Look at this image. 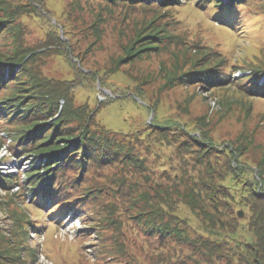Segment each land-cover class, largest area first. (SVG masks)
<instances>
[{"label":"rangeland","instance_id":"obj_1","mask_svg":"<svg viewBox=\"0 0 264 264\" xmlns=\"http://www.w3.org/2000/svg\"><path fill=\"white\" fill-rule=\"evenodd\" d=\"M156 2L0 0V54L24 60L16 66L22 86L1 82L2 72L0 98L25 88L34 100L43 86L67 93L64 133L86 127L94 143L123 147L50 185L53 172L43 171L36 190L46 196L57 181L62 189L42 207L26 176L46 163L0 115V264H264V231L250 211L264 201V0L244 1L234 28L214 17L211 0ZM214 68L229 80L189 81ZM77 197L57 214L58 202ZM160 211L185 237L150 235L145 224Z\"/></svg>","mask_w":264,"mask_h":264},{"label":"trees","instance_id":"obj_2","mask_svg":"<svg viewBox=\"0 0 264 264\" xmlns=\"http://www.w3.org/2000/svg\"><path fill=\"white\" fill-rule=\"evenodd\" d=\"M110 4L117 5L120 2L123 3V1H127L130 4H147V0H103ZM202 2V5H205L208 0H199ZM244 1L248 0H228L227 3H224L223 0H211L210 5L213 6L212 11L215 12L214 17L217 18V20L222 21L221 23L224 26H228L230 28H234L237 26V24L242 25V17L239 16V11L241 10V6L245 5ZM175 3H178V0H157V2L153 5L154 7L160 6V5H168L172 6ZM13 15V14H12ZM12 17L11 14H8L7 16ZM10 19V18H9ZM4 21L0 19V22ZM5 28L0 29V34L4 32ZM152 46H146V49H151ZM4 59V60H3ZM8 61L9 67L7 69H1L0 71V77H2V72L4 74V78H10L11 82L8 84L10 87L14 85L13 87H20L22 86V83L20 82V77L22 74L20 72L16 71V66L23 63V59H17V55H11L2 57L0 54V62L5 63ZM25 67V65L23 66ZM213 67H216L213 66ZM211 67V68H213ZM7 72L6 76L5 73ZM218 74V75H217ZM23 75H25L23 71ZM28 75V74H27ZM209 75H214L215 78H212L211 82H218L222 83L225 80H229L228 74L222 73L220 70H217V68L214 69H208V70H201L199 73L192 72L189 73V77H192L189 79V81L197 80L201 83H206L207 79L209 78ZM217 75V78H216ZM29 76V75H28ZM219 76V77H218ZM46 86L41 87L42 90H39L41 92L38 93L39 96L33 95L34 100H31L29 97L30 95H24L23 91L25 88L21 89H13L11 93L8 96L1 97L0 98V115H2L5 119L13 121V125L15 126V129H17V140L21 143L25 141V143L30 144L31 146V152L34 154H38L41 156V162L46 163L45 166H43L42 171H38L40 169L34 168L33 172L28 174L26 176V179L29 178L27 183V190L29 194H32L35 192V198L32 200L33 203L41 205L42 207H47L49 204L53 203L54 201H57L59 199V192L62 189V183L60 181L55 182L56 189L50 188V192L46 196H43L40 193V189L36 190V185L42 178H44V175L42 174L43 171H49V173L52 171L53 176L50 179V174L47 176V179L45 180V184H49L51 180L54 179V176H56L58 173H64L66 169H72V170H78L81 169L84 171L86 165L93 164L94 162L104 161L109 156L113 155L114 159H116V156H119L121 154V150L123 147H120L117 151V148L113 149L111 148L112 145H110L109 142L106 141H99L95 142V139L97 138V135L95 133L90 132L88 128L84 127V129L81 132H73L70 133H64V131H70L71 128H61L62 123H66L70 116L69 112V105L70 101L72 102L71 98L67 93L63 92H53V91H46ZM3 88V87H2ZM250 92L257 93L254 86H251ZM26 90H30L29 88ZM46 91V92H45ZM56 91V90H54ZM256 95V94H255ZM63 101L62 107L60 106V102ZM5 105V106H3ZM57 110V114L60 113L59 117L55 118L56 113L54 111ZM45 117V118H41ZM23 120L27 122H21L19 123L18 120L14 121V119ZM31 118H34L30 120ZM39 118V119H35ZM4 119V120H5ZM174 128L179 129L180 131L184 132L180 129L177 125H171ZM160 128H166L165 126H159ZM33 128H37L34 131H31ZM50 131V132H49ZM78 133V134H76ZM15 135V134H14ZM3 142V141H2ZM26 149V148H25ZM123 151V150H122ZM78 156V157H77ZM121 156V155H120ZM66 159V161H64ZM62 160L64 161L62 164ZM60 163V164H59ZM55 174V175H54ZM80 179H77V177L72 181L73 186L77 187L78 182ZM17 183V179H8L3 182V185L5 187H12L14 184ZM46 188V186H45ZM92 190H86L85 196L90 194ZM14 196V195H13ZM259 198L257 195L256 200ZM71 198H67L65 203L58 202L57 205V214L63 215L67 209L69 210V207L73 206L76 201L82 200L83 198L77 197L73 200H68ZM37 201V202H35ZM72 202V203H71ZM258 202L255 203L252 207H250V211L254 214L253 222H254V229L258 232L264 231V201L262 199H258ZM71 203V204H70ZM58 208H60L58 210ZM55 211H51L50 213H54ZM161 212V211H160ZM158 212L157 215H160L161 217L159 221H147L148 223L145 224V226L148 228L147 230L150 231V235H158L155 233H160L163 236H160L161 239H165L168 237H171V234H177L179 236L185 237L184 235L180 234V231L177 228H172L170 219L173 223V217L169 213H160ZM168 215V217H167ZM171 216V217H170ZM22 220V218H19ZM16 217V220H19ZM28 219V218H27ZM157 219V218H156ZM165 219V220H164ZM23 223H30L29 220H23ZM160 223V224H159ZM163 223V224H162ZM32 224V223H31ZM19 229L20 234L22 235H30V229L22 224L19 223ZM40 226H34L33 229L36 230L35 232L41 228ZM162 227V228H161ZM9 233H12L10 231ZM18 233V231L16 232ZM10 241H15L13 234H10ZM182 240V238H180ZM259 239L261 237L259 236ZM190 242V241H188ZM262 242V241H261ZM260 242V243H261ZM16 249H19L18 246H16ZM22 249V248H21ZM18 259H21L20 256H18ZM7 260V258H6ZM126 264V263H125Z\"/></svg>","mask_w":264,"mask_h":264},{"label":"water","instance_id":"obj_3","mask_svg":"<svg viewBox=\"0 0 264 264\" xmlns=\"http://www.w3.org/2000/svg\"><path fill=\"white\" fill-rule=\"evenodd\" d=\"M239 216H240V217H243L244 215H243V213L240 212V213H239Z\"/></svg>","mask_w":264,"mask_h":264}]
</instances>
